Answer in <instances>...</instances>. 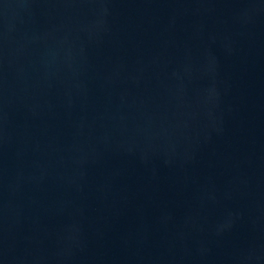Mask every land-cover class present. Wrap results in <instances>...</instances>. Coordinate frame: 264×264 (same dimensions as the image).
<instances>
[{"label":"water","instance_id":"95a60500","mask_svg":"<svg viewBox=\"0 0 264 264\" xmlns=\"http://www.w3.org/2000/svg\"><path fill=\"white\" fill-rule=\"evenodd\" d=\"M0 264H264V0H0Z\"/></svg>","mask_w":264,"mask_h":264}]
</instances>
